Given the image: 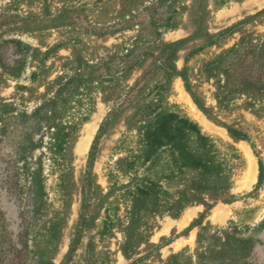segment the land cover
I'll list each match as a JSON object with an SVG mask.
<instances>
[{"label":"rangeland","instance_id":"rangeland-1","mask_svg":"<svg viewBox=\"0 0 264 264\" xmlns=\"http://www.w3.org/2000/svg\"><path fill=\"white\" fill-rule=\"evenodd\" d=\"M0 264H264V0H0Z\"/></svg>","mask_w":264,"mask_h":264},{"label":"trees","instance_id":"trees-1","mask_svg":"<svg viewBox=\"0 0 264 264\" xmlns=\"http://www.w3.org/2000/svg\"><path fill=\"white\" fill-rule=\"evenodd\" d=\"M200 134L196 126L187 120L176 122L174 115H164L151 122L145 131L148 144V157H152L162 146L172 145L180 154L184 164L192 168H202L209 172H220L221 166L212 161H205L201 155L194 153L187 141L191 133ZM204 141L203 136L199 135Z\"/></svg>","mask_w":264,"mask_h":264},{"label":"bare ground","instance_id":"bare-ground-1","mask_svg":"<svg viewBox=\"0 0 264 264\" xmlns=\"http://www.w3.org/2000/svg\"><path fill=\"white\" fill-rule=\"evenodd\" d=\"M246 149V148H245ZM248 149V148H247ZM249 154V153H248Z\"/></svg>","mask_w":264,"mask_h":264}]
</instances>
